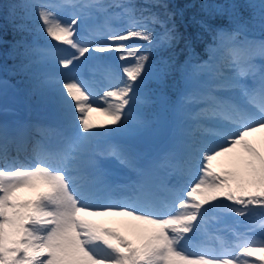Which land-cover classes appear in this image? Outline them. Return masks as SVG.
I'll return each instance as SVG.
<instances>
[{
  "label": "snow or ice",
  "instance_id": "6c2138e0",
  "mask_svg": "<svg viewBox=\"0 0 264 264\" xmlns=\"http://www.w3.org/2000/svg\"><path fill=\"white\" fill-rule=\"evenodd\" d=\"M24 7L30 10L25 19L35 10L39 24L31 44L17 42V54L26 61L22 70L37 62L34 56L44 65L33 92L51 123H0V264H255L247 257L257 253L264 264V239L234 233L229 245L217 234L230 215L258 217L264 231V138L258 145L249 139L264 133V38L236 21L242 5L202 3L209 19L193 18L198 31L190 37L179 31L169 0H32ZM65 8L80 14L62 20ZM226 15L231 26L210 22ZM82 16L102 21L89 36L78 35ZM252 24L264 35V0ZM15 29L32 32L24 23ZM205 35L211 36L209 60L181 63L178 45L187 51ZM134 40L145 43H127ZM111 52L126 63L104 66L115 83L96 104L77 62ZM154 52H169L158 67L149 62ZM176 75L182 87L172 98L168 81ZM150 78L158 87L144 91ZM153 104L165 118L150 121L138 109ZM93 111L109 124L90 123ZM152 125L169 145L161 166L176 178L163 198L144 180L113 179L105 159L131 168L129 148L95 147L100 137L142 135ZM22 154L32 163H20ZM214 162L222 171H214ZM24 190L35 197L18 195ZM111 218H119L135 242L106 227ZM213 239L219 249L208 243Z\"/></svg>",
  "mask_w": 264,
  "mask_h": 264
},
{
  "label": "rangeland",
  "instance_id": "374dc122",
  "mask_svg": "<svg viewBox=\"0 0 264 264\" xmlns=\"http://www.w3.org/2000/svg\"><path fill=\"white\" fill-rule=\"evenodd\" d=\"M247 1H248L247 3L252 9L260 13V4L262 0H247ZM30 2H32V0H19L18 5L20 6V9L22 11L21 13L22 22L21 23H24V24L30 23L31 27H28V28H31L32 30L31 34L32 36H34L36 34L37 25L39 24L36 11L31 10L32 18L25 19L26 13H28L30 10L25 8L24 5ZM40 2L48 3V4H60L61 0H40ZM106 2H111V0H106ZM73 12H77L78 14H80L79 10L74 9V8H65L63 11L59 12L58 14L62 20L67 21L69 20L71 13ZM101 22L102 21L100 19L93 20L89 18L87 20H84L82 16V22L80 23V31L78 32V35L79 36H89L90 30L95 29L96 25ZM251 36H255L256 38H264V35H262L261 33H255V34H252ZM93 39L98 43L106 42L104 41V38L102 36H96V37H93ZM37 40H39V42L41 41L43 43L42 45H44L45 43L44 39H37ZM127 43H135V44L141 43L142 44L143 41L134 40V41H128ZM60 47H66V46L60 45ZM93 55L96 57H103L101 53H94ZM212 55H215L216 61H219L221 64L223 63V61L220 60L219 53L212 54ZM112 56L113 57H109V58H107V56H104L105 59L103 60H88L84 64H80V62H77V65L79 68V76L80 78L84 79L87 82L88 86L93 90L95 94L94 99H95L96 104H103V101L100 99V97L103 95V91L107 90L110 86H112L115 83L114 79H110L108 77L107 73L104 70V66H110L112 68H116L117 65H122L126 63L125 61H123L121 62V64H116L114 61L115 60L114 57H118V53L114 52ZM33 60L37 62L31 65L32 71L29 74V80H28L30 83V86L24 89L22 91V94L20 93L19 88L16 89L15 84L13 82L9 81L7 78H4L0 75V86H2L3 88H8L15 95V99H13L12 101H9L10 103L11 102L14 103V104L11 103V105L16 107L15 111H17L16 112L17 116H16V119L14 120H17L18 117L20 116V110H21L20 107H21V103L23 102L25 103L30 102L32 104L37 103L42 109L48 110L41 103L39 95L34 94L33 92V86L36 82V78L39 76V74L44 69V65L38 62L39 61L38 56H34ZM207 60H209V57L205 61ZM257 63H261V61L258 59ZM118 70L119 69H117V71ZM228 71H229L228 69H224L225 74H227ZM148 81H154V79L150 78ZM9 107L10 106H6L5 109H8ZM151 108H153L152 105L138 106V109L143 113L145 118L150 121L165 118L164 114H162L161 111L159 112L160 115H158L159 113L152 112ZM8 112H12V111L8 109ZM88 119H89V122L93 124H98V125L99 124H104V125L109 124L108 117L103 115L102 112H99V111L89 112ZM154 128H155V125H152V128L147 130L142 135H137V136H126L125 135L128 141H131V142L135 141L131 143L133 146H135L137 141H140L143 143L144 149L141 152L137 151V149L129 148V144L123 141L122 142L116 141L112 139L110 136L100 137L95 142V147L100 152H106L112 145H122L130 149L131 155H132V167L131 168L125 165H121L119 162H117L114 159H111V158L105 159L104 161L105 166L114 174L113 176H121L126 180L132 176H136L138 173V169H139L138 167L139 161L145 160L147 155L149 154H154V156L151 157L152 158L151 160L153 161L152 164L154 165V167L158 169L159 186L163 187V184L165 185L166 182H168V180L170 179V177L175 178L174 175H169V171L161 166V160L166 151L164 153H160V151L158 150V145L159 144L162 145L164 141L160 137L154 134L153 132ZM262 138H264V133H257L255 134V136L250 137L249 139L258 145L259 141ZM214 171L216 172L222 171L221 167L218 166V164H216L215 162H214ZM235 187L236 186L233 185L234 189ZM23 192L18 193V195L22 196L25 199H30L27 197V194ZM227 219H230L231 221L230 224L225 223L227 227V234L229 235V238L227 236V239L230 240L228 242L229 245L234 244L236 240V236L234 235V233L241 234L244 237L254 239L257 241H259L260 239H264V231H261L257 227L258 219H259L258 217H250L247 220H245L244 218L235 217L234 215H230V216L225 217V219L222 222H225ZM105 226L119 231L122 235L126 237V239L133 240L135 242V237L124 229L119 218H111L109 222L105 223ZM217 234L220 235L226 241L225 234H223L221 231ZM208 243L216 247L217 249H219L218 241L213 239V240L208 241ZM247 259L250 260V257H247Z\"/></svg>",
  "mask_w": 264,
  "mask_h": 264
},
{
  "label": "trees",
  "instance_id": "16d2710c",
  "mask_svg": "<svg viewBox=\"0 0 264 264\" xmlns=\"http://www.w3.org/2000/svg\"><path fill=\"white\" fill-rule=\"evenodd\" d=\"M19 0H0V65L5 67L6 72L2 75L7 78L24 82L28 84L29 74L31 73V66L27 70H22V58L17 54L19 49L17 42L26 39L29 44L33 41L32 34L20 33L16 31L15 25L21 24V9L18 5ZM227 4L235 3L242 5L235 10V18L239 24L246 25L249 31L259 30L258 26L253 27L252 21L259 19V12L252 9L246 0H169V10L175 13L174 19L176 21L179 31L185 36H194L198 31V26L194 23V19H209L208 13L201 9V4ZM232 16L226 15L223 19L217 18L215 21H210L214 24L219 23L222 26H231L230 21ZM31 27L30 23L26 24ZM31 29V28H29ZM161 30L159 26H155V33ZM260 31V30H259ZM38 43V42H37ZM211 44V36H202L198 40H194L192 48L185 51L184 44L181 42L177 47L178 59L182 63L185 59L200 61L207 57L208 45ZM169 52H154L150 58V63L154 67H158L161 57L167 59ZM33 59V58H32ZM156 81L148 86L149 90L157 88ZM182 87L179 76L176 75L168 81V95L172 98L175 97L176 92ZM158 105V104H155ZM249 192H255V189L249 188ZM250 257V261L255 264H262L256 260V256Z\"/></svg>",
  "mask_w": 264,
  "mask_h": 264
},
{
  "label": "bare ground",
  "instance_id": "6f19581e",
  "mask_svg": "<svg viewBox=\"0 0 264 264\" xmlns=\"http://www.w3.org/2000/svg\"><path fill=\"white\" fill-rule=\"evenodd\" d=\"M13 99H15V95L12 93V91H10L8 88H3L2 86H0V118H6L8 121H12V122L14 119H16V116H17L16 115L17 111H15L16 107L11 105L12 102L11 103L9 102V101H12ZM6 106H10L8 109H10L12 112H8V109H5ZM14 123L16 124L15 120H14ZM19 161L20 163L25 164V165L32 163V160L30 159V156L28 154H22L19 157ZM156 180L157 179L151 178L149 185H151L152 188L155 191H157V194L159 196H163V195L166 196V193H160L158 189L156 188L155 186ZM23 193L27 194V197L30 199H33L36 195L34 192H30L28 190H24Z\"/></svg>",
  "mask_w": 264,
  "mask_h": 264
}]
</instances>
